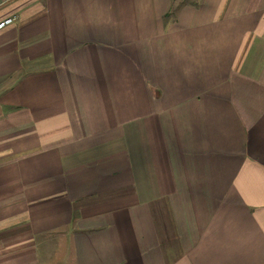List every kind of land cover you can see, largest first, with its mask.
Wrapping results in <instances>:
<instances>
[{"label": "crops", "instance_id": "obj_1", "mask_svg": "<svg viewBox=\"0 0 264 264\" xmlns=\"http://www.w3.org/2000/svg\"><path fill=\"white\" fill-rule=\"evenodd\" d=\"M0 264H264V0H0Z\"/></svg>", "mask_w": 264, "mask_h": 264}, {"label": "built area", "instance_id": "obj_2", "mask_svg": "<svg viewBox=\"0 0 264 264\" xmlns=\"http://www.w3.org/2000/svg\"><path fill=\"white\" fill-rule=\"evenodd\" d=\"M13 21H14V18H6V19L0 21V30H2L5 26L13 23Z\"/></svg>", "mask_w": 264, "mask_h": 264}]
</instances>
